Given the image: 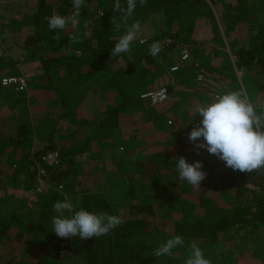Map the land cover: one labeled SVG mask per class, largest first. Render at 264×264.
Returning <instances> with one entry per match:
<instances>
[{"label":"trees","instance_id":"trees-1","mask_svg":"<svg viewBox=\"0 0 264 264\" xmlns=\"http://www.w3.org/2000/svg\"><path fill=\"white\" fill-rule=\"evenodd\" d=\"M153 1L156 11L166 18L169 29L135 45L116 59H111L109 46L124 33L126 25L121 22L117 30L111 23V18L122 16V12L114 8L115 0H85L78 19L82 23L88 15L91 23L81 24L73 31L69 26L58 33L49 29L46 18L56 13L72 15L71 0H36L33 13L22 20L13 18L12 9L8 11L6 25L0 30L30 29L28 36L33 42L28 57L40 64L42 74L29 79L26 76L30 86L26 93L0 87V108L7 105L11 110L9 116H0V172L9 170L6 178L9 182L30 190L42 156L50 150H58L60 164L49 169L47 178L53 183L51 186L57 188L65 184V175L75 170L71 165L77 162L86 142L121 137L128 157L126 162L131 161L138 147L151 150L155 147L148 156L136 155L139 161L133 175L139 184L140 203L126 205L123 202L121 192L130 194L131 191L121 178L107 176L100 186L90 179L92 185L79 189V209L107 212L123 220L109 234L85 239V264H184L188 245L193 241L212 264H235L236 252L252 254L264 264V169L249 174L234 171L206 150H200L197 155L188 139V133L201 119L199 115L195 117L196 106L211 102L214 98L211 91L167 84L169 93L173 92L172 88L176 90L171 95L168 93L164 102L153 106V112L140 100L148 81L153 78L156 81V75L163 71L159 67L161 52L155 57L149 55L150 45L167 38L172 40L171 46L176 51L184 46L202 47L205 34L201 33V25L213 22L216 13L226 32L240 30L242 26L246 30L240 46L231 50L236 58L234 64L226 53L222 52L223 59H219L216 51L210 63L220 61L217 75L226 82L232 80L236 90H242L235 68L241 73L248 98L254 103L264 102V0ZM121 2L125 7L126 0ZM151 7L149 4L141 7L137 0L127 25L139 20L143 30L144 22L154 9ZM211 30L215 28L211 26ZM74 31L80 43H71L69 36ZM57 34L60 39L55 38ZM161 44L162 49L169 47ZM220 45L223 49L224 45ZM1 47H5L6 52L0 55V66L10 68L14 62L8 57L9 47L18 48V45L10 42L4 46L3 42ZM190 51L196 53L193 49ZM87 67L94 71L87 72ZM98 67L103 69L101 75L96 73ZM59 69L62 76L56 78ZM94 90L97 97L106 102L105 110L90 119L77 117L81 102ZM34 93L39 100L35 101ZM49 97L54 108L45 107L47 103L43 100ZM28 115L30 121L27 122ZM53 116L65 120L73 131L59 132ZM169 116L175 118L171 125L167 123ZM184 133H187L186 138H182ZM178 156L189 163L203 162L202 170L207 175L200 187L194 188L179 179L174 167V158ZM2 163L8 167L2 168ZM80 176L90 178L86 174ZM150 198H154V202ZM62 200L56 192L47 191L38 195L35 207L26 212L24 200L0 198V246L26 238L21 254L8 255L3 264H61L59 251L65 247L61 243L63 238L53 231L52 218L56 215L53 204ZM239 230L245 232L251 247L244 244L240 249L236 244ZM175 235L184 238V246L174 249L171 256L152 255L155 248Z\"/></svg>","mask_w":264,"mask_h":264},{"label":"rangeland","instance_id":"rangeland-1","mask_svg":"<svg viewBox=\"0 0 264 264\" xmlns=\"http://www.w3.org/2000/svg\"><path fill=\"white\" fill-rule=\"evenodd\" d=\"M36 0H0V27L4 28V25H6L5 21L7 22V15L9 14L8 11L10 9L13 10L14 16L16 20H22L24 17H28L30 14L33 13V7L35 5ZM207 4L211 7L212 11L215 12L213 9L211 3L209 1H206ZM146 4H149L150 6H153L151 8H154L149 15L148 19L144 22L143 30L139 33L138 39L135 40L131 48L135 45L141 44L140 39L147 40L149 36H152V38L157 37L162 33L163 31H166L169 29V26L167 24L166 18L162 15V13H159L156 11V7L154 5L153 0H146ZM225 6V5H223ZM121 7L124 8V5L121 2ZM81 11V10H80ZM72 13V12H71ZM73 14V13H72ZM65 16L71 17V14H66ZM84 22L78 23V27L80 25H87V21H89V16L85 15ZM212 28H215V31L211 30ZM201 33H204V39H202V42L204 41L203 46H196V47H190V46H184L189 51V58L191 59V63L189 62V65H184L179 60V50L176 51L173 47H171V44H169L168 48H164L161 51V55L159 56V67L163 70L162 72H159V75H156V81L153 78L152 80L148 81L145 89L142 91L147 92L158 88H163L166 90L167 93H169L165 87L167 84H173L174 86L176 84L178 86H188L189 88L197 89H206L211 91L212 95H216L218 93H223L229 90H236V84L231 81H224V79L217 75V71L219 68V62L210 63V59L215 53L217 52V57L219 59H223V53H226L229 55L230 62L234 64L236 58L231 55V50H236L240 46V39L242 35L245 33V26H242L240 30L236 29L234 32H226L225 25L220 21V18L216 13H214V19L213 22H203ZM76 29H73L70 26V31H73ZM216 33V35H215ZM30 29L28 27H23L19 32L15 31H1L0 30V45L2 46L4 42L5 43H12L15 42L18 45V48L16 47H9L8 51V57L12 58L14 65L10 68H4L0 66V87L2 89L9 88L12 92H27L30 89V86H28L29 83H27V78H33L34 75H41V68L40 64L36 61H32L31 58L28 57L30 48L32 46V40L29 38L28 35H30ZM215 35V36H214ZM120 38V37H119ZM119 38H114L112 41L111 46H109V53L111 59H116L118 56H111V49L114 47L115 42L118 41ZM6 40V41H5ZM164 39L161 41L163 42ZM220 43L224 45V48H221ZM189 47V48H188ZM190 49L196 51V55L190 51ZM5 51V47L0 48V55L2 52ZM69 52V50H67ZM6 52V51H5ZM123 54V53H122ZM209 60V61H208ZM178 65L179 70L175 73H169V68L171 66ZM98 70L96 73L98 75H101L103 72V69L100 67L95 68V70ZM87 72H93L94 68L87 67ZM238 83L241 87V89L244 91V87L241 82V73L235 70ZM155 76V74H152ZM27 76V78H26ZM62 76V70H58L55 77L60 78ZM7 77H14V78H22L26 80V88L22 91L16 90V84H11L8 87H3L1 85L2 78ZM154 80V81H153ZM31 82V79H30ZM178 89V88H177ZM173 92L169 93V95L173 94L176 90V88H172ZM202 91V90H201ZM245 92V91H244ZM140 93V92H139ZM181 95L183 93H180ZM95 90L91 91L87 94L85 99L81 102L80 106L78 107L76 111V115L79 118H93L94 116H100L103 111L106 108V102L101 100L97 97ZM188 96H191L188 94ZM34 99L39 100V96L34 93ZM52 97L45 98L43 101H45V107L47 106L48 109L54 108L55 105L52 102ZM141 100V99H140ZM42 101V102H43ZM212 101V100H210ZM143 105L147 107L150 112H153L152 107L148 106L145 102H143ZM11 114L10 108L5 105V107L0 108V116L1 117H7ZM35 116V115H34ZM54 121L56 124V128L58 127V131L61 133H71L73 131V128H69L68 123L65 120L58 119L56 116ZM26 121H30V115L26 117ZM168 121L171 123L169 124ZM175 122V118L173 116H169L167 119L168 125H171ZM184 138V137H182ZM155 149V147H152V150ZM50 151H57L58 150H50ZM49 152V151H48ZM149 152V151H148ZM9 160H13L11 157L8 158ZM84 163V164H82ZM39 164V163H38ZM60 164V160H59ZM58 164V165H59ZM95 164V163H94ZM2 168L6 167L7 164L2 163ZM96 165V164H95ZM40 166V165H39ZM71 166L75 167V174L78 175L79 172L86 171L87 175L90 177H78L74 175L73 173H70L68 175H65L64 177L65 184L61 183V185L57 188L52 187L51 181H48V177L50 176V170H46V174L44 177L38 176V173L34 179L33 187L32 189L38 190L43 185H50L52 190L57 193L58 199L60 196L63 197V200L68 199L72 202L74 208L76 210L79 209L80 205V195L79 189L83 188L84 186H90L92 185V180L97 181V185L100 186V184L104 183L105 180L102 179L99 175H101V172L110 174L114 176V174H111L109 171L115 172L116 177H120L122 181H124V185L127 186L128 190L131 191L130 194H126L125 192L122 193L123 202L126 203V205L131 204H137L141 202L140 196H139V184L136 182L135 177L133 176L132 172H129L128 170H131L128 165H122L117 166L116 168L113 166L106 165L102 170L97 171L96 174H92L91 172V166L88 165V163L83 161L72 163ZM101 166V165H100ZM8 167V166H7ZM6 169H2L0 172V198H7L11 197L14 198V200L22 201L24 200L26 202V208L24 211L27 212V210H30L35 207L36 203V196L34 194L29 195V190H25L21 187L19 184H15L13 182H9L6 178H8L9 170L5 173H2ZM132 171V170H131ZM38 172V170H37ZM91 173V174H89ZM73 174V175H72ZM71 177H70V176ZM108 175V176H110ZM107 177V176H106ZM85 188V187H84ZM123 189H126V187H123ZM64 190L66 192H64ZM47 192V191H46ZM43 193H38L44 194ZM152 202H154V198H150ZM148 200L149 203L151 201ZM23 202V201H22ZM27 209V210H26ZM240 236L236 237V244L240 247V249L243 247L244 244H247V246L251 247V244L249 243L250 240L245 239V232L242 230H239ZM247 240V241H246ZM16 241L17 243H15ZM26 243V238L24 237L21 241L18 240H11V242L7 245L0 246V264H3L5 261V258L8 255L12 256H19L22 252V249ZM62 246L65 247V255L63 258H58L59 261H61V264H85V257H84V246H85V239H81L79 236H75L72 238H63L61 240ZM60 243V244H61ZM253 246V244H252ZM243 255V254H241ZM235 264L238 263V258L240 257V254L237 252L235 253ZM239 256V257H238ZM252 259V264L254 261V264H261V261L258 260L255 256L252 254H247Z\"/></svg>","mask_w":264,"mask_h":264},{"label":"clouds","instance_id":"clouds-1","mask_svg":"<svg viewBox=\"0 0 264 264\" xmlns=\"http://www.w3.org/2000/svg\"><path fill=\"white\" fill-rule=\"evenodd\" d=\"M73 14L71 17L59 13L47 17L51 31L66 30L69 26L77 29L80 10L85 0H71ZM143 7L146 0H139ZM137 7V0H126V6L121 7L120 0H115L114 8L122 12L119 18H111V23L117 30L124 22L126 27L114 47L111 56H117L131 51L132 43L138 39L141 23L136 20L127 25V19L132 16ZM86 23L90 24L91 21ZM56 39H60L57 34ZM71 43H80V37L74 31L69 36ZM143 42V41H141ZM44 43V42H41ZM162 50L159 41L149 47V55L155 57ZM201 117L188 133L189 141L194 145L196 154L200 150L215 155L232 170L242 173H252L264 169V102L254 103L243 90H229L218 93L211 102L200 103L196 106V115ZM202 138V142H201ZM175 170L179 179L186 181L194 188L200 187L207 173L203 171V162L194 160L187 162L183 156L174 158ZM56 215L52 218L53 231L60 238L79 236L81 239L99 238L109 234L123 223L118 215L107 212H90L84 208L76 210L68 199L53 204ZM185 245L181 235H175L162 242L153 250L152 255L160 258L171 256L173 250ZM184 264H212L204 254V250L191 242L188 245V255Z\"/></svg>","mask_w":264,"mask_h":264},{"label":"crops","instance_id":"crops-1","mask_svg":"<svg viewBox=\"0 0 264 264\" xmlns=\"http://www.w3.org/2000/svg\"><path fill=\"white\" fill-rule=\"evenodd\" d=\"M149 38H152V36H149L148 39ZM184 138H186V137H184ZM121 142H122L121 137L112 138V139H104V140H100V141L86 142L82 145V148H81L76 160L78 162L84 160V162L88 163V165L91 166L92 174H95V175H97L96 174L97 171L102 170L106 165L112 166V167L114 166L115 168L117 166L128 165L130 167V169L132 170V171L131 170H128V171L133 173L135 166H136L137 162L139 161V160H137L136 155H139V158L141 156H148L152 150L147 147L146 151H142V149L145 146H140L135 150V153L132 155L133 157L130 158L131 161L126 162L125 160H127L128 157L126 156V153H124V151H123ZM82 164H84V163H82ZM109 172L111 174H114V176L107 174V173H104V172H101V175H99V176L102 177V179L106 178V176H108V175L112 176V177H110L112 179H114V178L119 179L120 178V177L115 176V172H112V171H109ZM76 173H79V175L75 174V172L73 174L78 176V177H80L81 174L87 175L86 171L81 173L78 170V172H76ZM89 174H91V173H89ZM28 192H29V195L34 194L37 198L38 193L35 189H32V190L30 189ZM14 242L17 243L16 241H14ZM247 254L248 253H243V255H240V257L238 256L239 257L238 263H240V264H252V259L249 256H247ZM253 264H254V261H253Z\"/></svg>","mask_w":264,"mask_h":264},{"label":"built area","instance_id":"built-area-1","mask_svg":"<svg viewBox=\"0 0 264 264\" xmlns=\"http://www.w3.org/2000/svg\"><path fill=\"white\" fill-rule=\"evenodd\" d=\"M140 41H143V42H140L142 44L146 40L140 39ZM171 41L172 40L165 38L162 43L169 46V44L172 43ZM178 57H179L180 62L184 65H189V62L191 63V59L189 58V51L185 47H182L179 49ZM178 70H179V66L174 65L169 68V73H175ZM11 84L17 85L16 90L18 89L22 91L26 88V80L23 79V77L22 78H14V77L2 78L1 85L3 87H8ZM140 98L148 106L153 107V106H157L161 104L162 102H164L168 98V93L166 92L165 89L158 88V89H154L151 91L141 93ZM168 123L170 124L171 122L168 121ZM182 137H187V133H184ZM146 150H147L146 147L142 149V151H146ZM59 160H60L59 153L57 151H49L46 154H44L41 158V163L39 164L40 166L38 167V176L44 177L46 174V170H49L51 168L58 166ZM50 189L52 190L50 185L46 184V185L41 186L36 191L37 193H43V192L49 191ZM64 253H65L64 249L60 250L59 257L63 258L65 255Z\"/></svg>","mask_w":264,"mask_h":264}]
</instances>
